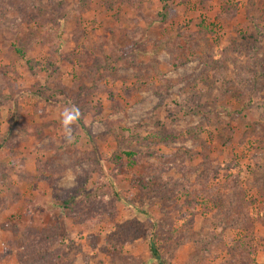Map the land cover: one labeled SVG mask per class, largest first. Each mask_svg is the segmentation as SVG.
I'll return each mask as SVG.
<instances>
[{"label": "rangeland", "instance_id": "obj_1", "mask_svg": "<svg viewBox=\"0 0 264 264\" xmlns=\"http://www.w3.org/2000/svg\"><path fill=\"white\" fill-rule=\"evenodd\" d=\"M0 149V264H264V0H0Z\"/></svg>", "mask_w": 264, "mask_h": 264}, {"label": "clouds", "instance_id": "obj_2", "mask_svg": "<svg viewBox=\"0 0 264 264\" xmlns=\"http://www.w3.org/2000/svg\"><path fill=\"white\" fill-rule=\"evenodd\" d=\"M81 113L78 107L69 106L66 107L61 113V124L64 130L65 138H72L73 125L80 118Z\"/></svg>", "mask_w": 264, "mask_h": 264}, {"label": "crops", "instance_id": "obj_3", "mask_svg": "<svg viewBox=\"0 0 264 264\" xmlns=\"http://www.w3.org/2000/svg\"><path fill=\"white\" fill-rule=\"evenodd\" d=\"M19 102V99H18ZM20 103V102H19ZM7 156V157H6ZM18 152L17 149H14V151L8 150V152H5V149H0V165H4V168H1V170H8L10 168H13L14 170H18L17 168L20 167L18 160Z\"/></svg>", "mask_w": 264, "mask_h": 264}, {"label": "trees", "instance_id": "obj_4", "mask_svg": "<svg viewBox=\"0 0 264 264\" xmlns=\"http://www.w3.org/2000/svg\"><path fill=\"white\" fill-rule=\"evenodd\" d=\"M74 197L70 196L64 203L72 200ZM150 253H151V258L155 259L158 264H167L166 261L162 258L156 244L154 243L153 240L150 241Z\"/></svg>", "mask_w": 264, "mask_h": 264}]
</instances>
